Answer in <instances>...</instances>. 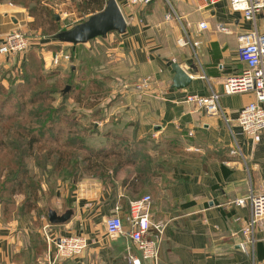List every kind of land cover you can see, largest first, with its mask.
I'll return each mask as SVG.
<instances>
[{"label": "crops", "instance_id": "obj_1", "mask_svg": "<svg viewBox=\"0 0 264 264\" xmlns=\"http://www.w3.org/2000/svg\"><path fill=\"white\" fill-rule=\"evenodd\" d=\"M116 1L127 19L126 31L123 34L112 31L106 37L116 35L120 39L126 72L153 80V91L142 94L144 97L137 102L131 97L133 105L127 107L130 113L135 114L134 109L138 112L135 117L140 122L138 135L152 131L156 137L175 139L182 143L180 146L188 157L181 168L191 177L190 182L159 188L162 185L159 181L149 188L151 218L165 222L158 264L263 263L264 217L255 226L253 248L243 250L239 231L250 215V204L238 206L235 200L250 192L264 193V140L252 142L236 123L240 108L253 96L241 93L240 100L235 102V94H223L221 86L226 76L239 73L244 66L237 55V37L249 30L251 23L241 13L230 10V0H220L209 7L201 0H152L132 10L130 16L123 1ZM0 6V34L15 26L24 30L14 14L18 10ZM202 21L207 22L204 29L198 27ZM217 25H223L225 30L216 29ZM256 25L258 30H264V10L257 15ZM180 37L191 43L179 45ZM193 42L197 45H192ZM172 62L191 77L186 88L171 87ZM211 89L221 93L220 103L231 119L229 125L222 117L185 102L187 94L207 95ZM125 189L123 185L113 191L90 179L78 182L73 190L65 183L57 185L53 200L65 203V209H73V215L64 224L44 223L48 224L47 233L52 237L82 234L89 244L80 255L56 264H132L129 256H139L134 245L124 236H107L104 223L101 226L96 222L104 220L119 204L124 228H129L125 217L130 197ZM186 200H193L194 204L180 208ZM35 230L31 222H8L0 215V261L33 264V249L31 252L25 249ZM42 230L43 226L39 229L43 237ZM53 248L46 245L37 264H47ZM25 256H30L31 261Z\"/></svg>", "mask_w": 264, "mask_h": 264}, {"label": "rangeland", "instance_id": "obj_2", "mask_svg": "<svg viewBox=\"0 0 264 264\" xmlns=\"http://www.w3.org/2000/svg\"><path fill=\"white\" fill-rule=\"evenodd\" d=\"M38 3L39 5H44L49 11H41L40 16L35 17L32 9ZM81 4L82 0H38V2L37 0H0V5H7L9 9L15 7L14 9L18 10L14 14L20 20L24 30L18 28V26L13 29L24 31L30 41L29 47L20 54L15 56L0 55V102L5 101L4 107L0 108V110L5 115L12 112L16 114L15 110L20 109L21 101H27L35 91L41 90V88L45 89V87L52 86L55 90L50 94L54 98L53 104H62L67 116L76 117L75 119L79 126L75 129L78 130L80 135H84L88 147L109 148L115 145L114 149H117L120 147L124 148L126 145L129 146L128 148L139 145V152L136 154L138 163L141 162L143 155L146 153L151 155L152 163L156 160H165L170 166L182 169L181 167L185 164L188 157H186L185 153H177L175 149L174 151L177 155L173 156L171 154L176 153L167 152L165 150L168 147L165 144L166 139H168L166 136L156 137V133L151 131L138 135V137L142 138H132V134L137 128L139 131L140 122L135 120L138 114L137 110L134 109L135 114L134 112L130 113L127 111V107L129 104L133 105L130 103L131 97L137 102L138 99L144 97L142 94L146 93L138 91L135 87V84L141 78L136 74L125 71L122 43H119L120 39L116 35H110L109 37L99 36L85 44H77L74 46L78 47L76 59L65 63V65H62L64 62L56 66L49 64L50 56L59 52L58 48L66 49L65 47L68 46L65 45H69L65 44L62 46L63 44H60V46H57L56 43L58 42L52 36L55 35V28L64 27L63 30H65L67 29L66 25H69L70 28L93 14L85 10ZM54 14L55 17L58 15L59 19H53L52 16ZM13 29L6 31L2 35L0 34V41L6 33ZM112 47L117 48V50ZM32 62L34 63L33 67H31ZM30 67L33 68V74L29 71ZM36 77H39L38 83L35 82ZM91 80L101 85L99 92L96 89H92L90 86ZM66 85H70V88L66 93H63L62 91ZM23 87L26 90H22ZM152 91L153 89L149 92ZM240 96L241 94L233 96L235 102L240 100ZM30 108L31 106L28 105L26 109L29 110ZM19 114L24 115V113ZM93 123L97 128L95 131H92ZM128 123L131 125L127 126ZM62 129L63 131L59 133L61 136L60 140L68 137H78L68 134L65 125ZM106 131H110V136L104 135ZM54 133L55 131H48L44 137L51 139ZM121 139L125 140V144H122ZM149 139L154 141L148 143ZM142 140H146V142L140 143ZM154 144H158V146L155 145L154 147ZM52 145L54 143L50 142L49 146ZM111 158L114 159L113 157ZM10 159L11 155L0 146V215L8 222L25 220L32 223L36 230L33 232L34 234H30L32 237L28 241L29 247L25 251L31 252L33 249L35 254L33 264H37V258L45 251L43 247L45 240L41 236L39 229L41 230L44 223H48L47 209L53 208L61 213L66 206L65 203L59 204L53 200L59 183H65L68 189L73 190L78 182L83 179H90L116 191L122 186V181L125 177L134 176V173L132 174L131 172L136 166L129 165L114 173L110 169L105 173L104 178L99 176L101 175L99 172H83L81 177L77 178L78 181H74L71 178L65 179L56 175H51L50 178H47L39 166L42 161L39 160L38 165L34 158H26L25 166L30 174H34V179H41L40 186L42 188V196L37 205L29 208V206L24 205L26 200L24 192H19L16 190L17 188L8 185L2 186L6 170L4 167L10 164ZM51 164V162H47L44 166L50 167ZM80 165L82 166L83 164L81 163ZM166 165L165 171H163L164 177H154L153 179L155 184L159 181L161 182L162 185H159V188L169 185L172 181L171 171L166 168ZM144 188L147 187L139 186L135 191L137 192ZM147 192L152 196V191L149 190ZM96 222L98 225L103 226V218L97 219ZM25 258L28 262L31 261L30 256H25Z\"/></svg>", "mask_w": 264, "mask_h": 264}, {"label": "built area", "instance_id": "obj_3", "mask_svg": "<svg viewBox=\"0 0 264 264\" xmlns=\"http://www.w3.org/2000/svg\"><path fill=\"white\" fill-rule=\"evenodd\" d=\"M128 8L127 15L131 11L142 8L152 0H122ZM220 0H201L204 6L215 5ZM230 10L239 12L246 21L251 23V28L238 35L237 55L243 63L242 70L237 74L226 76L222 81V93L225 95L250 93L253 99L244 104L236 117V123L241 131L252 142L264 140V30L257 29L256 18L264 10V0H230ZM12 6V5H11ZM15 8V7H14ZM127 21V19H126ZM200 29L207 27V22L198 24ZM216 29L225 30L223 25H217ZM177 43L181 46L191 43L188 38L180 37ZM28 35L22 30L13 29L5 34L0 41V55L13 56L24 52L29 47ZM197 45L193 42L192 45ZM69 63L70 54L60 50L50 56L49 64L56 66L59 63ZM153 80L151 77H143L135 84L140 92L151 91ZM221 93L211 89L207 95L187 94L185 102L194 104L207 114L218 115L229 125L231 119L220 103ZM235 152V151H234ZM151 196L145 194L129 202L126 221L129 228H124V220L121 217V206L116 204L111 214L104 220L105 233L109 237H126L139 252V256L130 255L132 264H158L160 245L163 241L165 222L153 221L151 218ZM250 204V215L243 221L240 234L243 241L240 247L243 250L252 246L255 242L254 229L256 224L264 217V193L254 194L250 192L246 197L235 200L238 206ZM48 224L43 225V238L47 245H53V251L48 253L47 264H56L65 259L72 258L83 253L89 244V240L82 234L52 237L47 233ZM152 232V233H151ZM50 250V247H49ZM0 264H10L0 261Z\"/></svg>", "mask_w": 264, "mask_h": 264}, {"label": "trees", "instance_id": "obj_4", "mask_svg": "<svg viewBox=\"0 0 264 264\" xmlns=\"http://www.w3.org/2000/svg\"><path fill=\"white\" fill-rule=\"evenodd\" d=\"M105 1L106 0H82L81 5L85 10L94 13L103 8ZM44 10L47 12L49 11L44 5H39L38 3L33 7L32 13L35 17H39L41 11ZM52 17L56 19L55 14ZM63 29L64 27L55 28L54 32L56 34ZM56 44L60 46L62 43ZM68 47H66V50L68 49L69 51L70 61H73L76 59L78 47L74 49L69 45ZM58 49L60 51L62 48L60 47ZM33 65L34 63L32 62L31 67H33ZM29 71L33 74V68ZM35 82H39V77L35 78ZM90 86L92 89H96L97 92H99L101 87V85L96 84L94 80H91ZM52 89V86H50L35 91L27 101L20 102V109L15 110L16 114L12 112L5 115L3 111L0 110V146L6 149L8 154L11 155L10 164L4 167L6 170L2 186L8 185L17 188L16 190L19 192H24L26 196L25 206H29V208L35 207L42 196V188L40 186L41 179H34V174H30L25 166L26 158H34L38 165L39 160L42 161L43 165L40 164L39 166L44 176L47 178H50L51 175H56L65 179L71 178L74 181H78L77 178L81 177V173L83 172H99L101 174L99 176L104 178L105 173L110 169H112V173H114L118 170L121 171L129 165H136L131 172L132 174L134 173V176L125 177L122 181V186H126V195L130 197V199L127 200L128 206L131 200L137 199L146 193L149 194L147 192L150 190L149 188L155 186L153 181L154 177H164L163 171H165L166 164V168L171 171V184L191 181V177L183 169L172 167L165 160H156L152 163L153 160L151 159V155L146 153L143 155L141 162L138 163L136 154L139 152V145L131 146L130 148L126 145L124 148L120 147L117 149H114L115 145L109 148L88 147L84 135H80L78 130L75 129L79 126L75 119L76 117L67 116L62 104H53L54 98L50 94L55 90ZM22 90L26 89L23 87ZM4 105L5 101H1L0 108L4 107ZM28 105L31 106L29 110L26 109ZM19 113H24V115ZM64 125L67 127L68 134L78 137H68L67 139L60 140L61 136L59 133L63 131L62 128H64ZM130 125V123L127 124V126ZM96 129L93 123L92 131ZM48 131H55V133L52 134L53 138L44 137ZM104 135L110 136V131H106ZM132 138H142L138 137V128L132 134ZM153 141L154 140L149 139L148 143ZM50 142H53L54 145L49 146ZM121 142L125 144L124 139H121ZM141 142L145 143L146 140H142L140 143ZM165 144L168 146L165 149L167 152L176 153L174 149L177 150V153L185 152L180 146L182 143L180 144L179 141L175 139L168 137ZM155 145L158 146V144H154V147ZM177 153L171 155L174 156L177 155ZM47 162L52 163L50 167L44 166ZM81 163L83 164L82 166L80 165ZM111 164H113L112 167ZM225 171L224 169V172ZM102 183L106 184L105 182ZM139 186L147 188L136 192L135 190H137ZM193 204V200H186L180 204V208H188ZM43 247L45 250V241ZM259 258H262L261 254Z\"/></svg>", "mask_w": 264, "mask_h": 264}, {"label": "water", "instance_id": "obj_5", "mask_svg": "<svg viewBox=\"0 0 264 264\" xmlns=\"http://www.w3.org/2000/svg\"><path fill=\"white\" fill-rule=\"evenodd\" d=\"M56 18L59 19V16L56 15ZM126 27V19L117 1L106 0L100 11L91 14L85 20L70 28L57 32L53 38L58 43H65L74 47L77 44H85L99 36L106 37L112 31L123 34L126 31ZM171 68L174 72L171 87L177 89L186 88L191 81L189 74L178 63L172 62ZM69 88L70 85H66L62 92L66 93ZM153 129L155 131L158 126ZM46 214L50 225L64 224L73 215V209L67 208L63 212L58 213L55 209L48 208ZM260 264H264V262Z\"/></svg>", "mask_w": 264, "mask_h": 264}]
</instances>
